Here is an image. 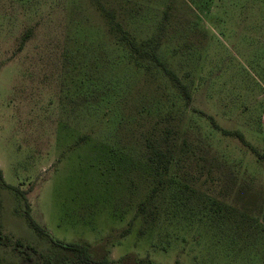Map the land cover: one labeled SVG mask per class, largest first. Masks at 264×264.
Segmentation results:
<instances>
[{
	"label": "rangeland",
	"instance_id": "obj_1",
	"mask_svg": "<svg viewBox=\"0 0 264 264\" xmlns=\"http://www.w3.org/2000/svg\"><path fill=\"white\" fill-rule=\"evenodd\" d=\"M0 169L94 258L264 264V0H0ZM25 211L0 178V264H83Z\"/></svg>",
	"mask_w": 264,
	"mask_h": 264
},
{
	"label": "trees",
	"instance_id": "obj_2",
	"mask_svg": "<svg viewBox=\"0 0 264 264\" xmlns=\"http://www.w3.org/2000/svg\"><path fill=\"white\" fill-rule=\"evenodd\" d=\"M123 39L126 40L128 45L130 46L131 50L134 52V54L138 57H145L149 58L153 62L156 63L165 73V75L169 78V80L173 83L175 87H177L180 92L182 93V96L185 100V103L189 105L192 101V95L190 92V89L187 84H185L180 77L176 74V72L171 69L168 64L160 58V56L157 54L155 50H148L143 49L142 46L138 45L136 41H134L129 34L126 31H122ZM213 118H211L212 120ZM213 121V120H212ZM224 134H230L235 137H239L240 140L248 145L251 146L250 143L245 139L244 135L239 131H228L223 130ZM169 146V145H168ZM256 151L255 149H253ZM172 154V150L168 147L163 148L161 146L157 145H151L149 148V157L150 160L156 165L159 166L165 170L168 169V163L170 162L169 156ZM0 178L3 180L4 184L15 190L25 201V217L29 223V225L42 237L48 238L55 246H58L64 250H68L75 254V257L77 261L83 264H113L110 260H108L106 257L101 258H94L91 255L90 246L88 244L83 243H75V242H65L60 239L54 238L49 231H47L44 227H42L32 216L31 214V205L27 198V190L21 189L18 186H13L4 181L2 170L0 169ZM25 264V263H24Z\"/></svg>",
	"mask_w": 264,
	"mask_h": 264
}]
</instances>
